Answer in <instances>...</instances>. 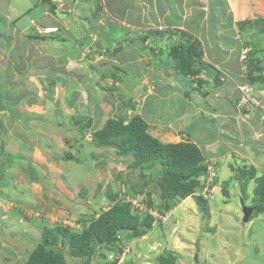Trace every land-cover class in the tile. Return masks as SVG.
Listing matches in <instances>:
<instances>
[{
  "label": "rangeland",
  "instance_id": "obj_1",
  "mask_svg": "<svg viewBox=\"0 0 264 264\" xmlns=\"http://www.w3.org/2000/svg\"><path fill=\"white\" fill-rule=\"evenodd\" d=\"M205 1L207 2L209 0ZM226 11L227 20L224 19L223 21L229 22L231 27L234 25L233 29L235 28L238 38L233 35L234 31L229 32V35L227 33H221V35L224 38L235 37L237 43H241L243 46L245 44V46L253 50L257 47L260 48L259 40L256 42L253 41L254 43L248 42V39L251 37V32L250 29L248 30L246 28L250 27V23H253L254 19H249V17H242L240 19L239 15H236L237 12L232 8L226 9ZM42 13L43 11L40 7H34L31 11L21 16V23L27 25L30 19L38 21L43 17ZM261 20L264 21V19ZM61 22L63 23V20ZM65 26L69 30L74 28L75 32L79 31L78 27L73 26V23H69V26L65 24ZM65 26L63 24L61 25L62 28ZM79 28L83 29L85 33L87 32V28L85 25L81 26V23L79 24ZM242 30L244 31V37L241 34ZM50 31L52 30H47L46 32ZM176 36V39L173 36L169 37L165 43L168 51H171L178 44L182 45L184 41L186 43L189 40L191 42L193 41L189 36L183 37L178 31ZM31 38L35 41L37 47L44 42L41 35ZM78 38L80 37L78 36ZM110 38L111 36H109V39H96L93 42L90 40L94 46L102 45L98 52H94L90 48L84 49V54L86 53L88 61L90 60L89 62L94 66L93 69L89 67L90 69L87 70L92 74L90 75V80L85 81L84 85L88 88L87 91L90 92V95L95 90L93 101H101L103 99L101 103L99 101L96 104L97 108L83 100L78 105L76 111L78 115H75L73 112L72 114L70 113L67 106L59 105L60 107L56 106V108H53L47 103L45 111L49 114V119L47 116V119L44 116L34 118L35 123H33V129L29 136V140L35 142V146L32 148L33 152L24 145V147H21V151L14 150L11 154L10 161L16 164L15 162L17 158H20L21 152L28 155L32 153L30 160L33 162H31L33 167L36 168L35 172L39 174L33 172L28 174V170L25 168H23V171L14 168V170L8 171H12L11 174L4 176L5 180L10 184H4V187L0 185V264L25 262L36 245L35 241L42 235L43 229L66 227L71 232H79L83 226H87L93 218L107 210L113 203L119 202L120 199H124L130 203L133 210L140 208L142 211L147 209L150 211V215L153 217L150 223V230L140 238L135 237L132 233H124L121 240L119 239L102 250L96 248L95 256L89 264H158V257H162L167 264L173 261L174 264H264V211L258 213L262 208H259L257 210L258 212L254 210V200L252 199H254L253 192L255 184L253 180L246 183V186L242 188L239 183L240 180L235 179V171L231 170L229 164H227L230 163L233 165L235 163L234 157L230 159V162L228 161L226 163L218 158L208 160L210 165L213 166L216 164L218 170L221 168L225 171L228 170L227 175L231 172L232 175L230 177L234 179L228 186L230 177L222 179L223 172H218V179L216 181H218L219 186L224 183L222 181H228L227 187H225L227 190H223L221 187L220 193H216L215 199L207 203V214L201 211L200 204L195 200V195L189 196L184 200H175L170 210L162 213L158 210L160 199L154 194V187L149 177L146 176L142 179V181L145 180L142 195L135 197L127 195L128 187L123 182L125 179L134 183V187L139 188L140 183L138 171L131 172L126 168V165L132 161L131 157H123L121 151L116 152L114 149L116 145L112 148L103 143L101 144L103 147H89L88 143L90 146L93 143L91 139L93 134L88 129L86 132H81L75 127H72L73 125L75 126V123L89 119L90 116L97 114V109L100 110L101 114L99 116L100 119L97 121V124L100 125L107 120L126 123L135 115L140 116L146 121L145 119H147L148 115L154 111V108H152V111L147 112V106L150 105L148 101L150 99H148L149 97L146 98V94L154 90V83L145 81L146 84L143 83V85L146 87L141 90L140 84L135 82L133 78L137 76L138 71L132 72L130 69L124 68L127 67L125 63L128 61L122 60L119 62V59L117 60L115 55H113L115 49L120 48L122 43L120 42L121 45H112ZM129 44V41H127V46ZM59 45L61 44H53L54 47H58ZM42 46L44 44L40 45L39 48L41 49ZM234 47L236 49V46ZM33 50V56L36 57L38 55L37 60L40 59V55L43 53L40 50ZM94 53L101 55L99 60L95 59L99 56H93ZM91 56L92 58H90ZM202 57L208 63L204 55ZM151 58L152 56L149 54L145 60L148 62L147 64H149ZM20 59V62L23 61L26 64H30L29 56L27 54L24 55V51L21 53ZM30 59L32 60V58ZM207 59L211 61L214 59V56L208 53ZM35 60L36 58L32 61ZM203 60L201 61L205 64ZM215 62L214 65H211L214 66L213 68L216 71L220 72L217 73L220 75L219 79H223L222 84L217 88L221 89L230 81V76L228 73H224V69H226L223 63L224 61L219 62L215 60ZM164 68L162 61L157 64L156 69L164 71ZM62 69L64 70L65 68ZM33 71L35 70H30L29 67L26 70V74L28 77L36 79L34 81L35 83L32 81L29 83L23 81L21 77L13 80V82L1 80L0 91L5 92L3 89L7 86L16 87L22 84L25 85L27 92H29V85H37L40 93L42 87H45L48 83L47 80H38L39 78L36 76L38 72ZM205 72L206 70H201V73L197 75L198 84L201 83V79L211 80L212 75H208ZM173 73L174 71L171 72V75ZM53 83L59 89L58 87H62L63 82L57 78ZM193 84L191 88L188 87L190 92L194 87ZM50 85L52 86L51 83ZM96 90H99L98 94ZM11 93L16 97V95H21L22 91L11 89ZM262 93L259 91L258 97H262ZM36 94L30 99V102L34 104L41 102V100L38 102L33 100L34 97L37 98ZM196 94H190L188 97L190 100L189 109L193 114L188 119L194 122L191 125V129L194 128L197 131L199 126L196 124L200 123L204 117V122L206 123L203 125V130L205 134H208L210 129L213 128L211 127L213 126L211 123L212 119L206 113H202L203 115H200V118H198L201 100ZM1 95L4 94L0 93ZM97 95H99V98ZM104 103L107 104V107L102 105ZM250 114L255 115V112L251 111ZM41 119L45 121L41 122ZM182 121L184 119H180L169 129L161 127L160 125L153 126L146 121L149 125L148 133L162 143L191 142L192 140H196L197 137L193 136L191 132H187L184 126L185 123L181 124ZM262 123L264 124V121ZM83 125H85L84 122ZM1 126L0 128H2ZM23 130L27 135L30 128L26 127ZM32 133L35 135L34 139ZM79 138L84 143H87V150L91 149L90 157L92 159H98L93 164L92 169L86 170L85 167L84 169L79 168L80 171L74 173L69 170L70 167L67 165L65 167L60 165V163H49L48 158L43 163L44 157H50V154H44V152L53 153L58 157V153H62L63 149H66L68 142L75 141ZM50 139L58 143L61 147L63 146V148H53ZM214 146L208 145L207 147L214 149ZM11 148H15V146H11ZM63 156L61 155L60 157L62 158ZM6 159L3 158V161ZM58 159L60 158L58 157ZM1 160L0 158V163ZM251 164L259 170L258 174L264 172V170H261L264 168V162L256 159V156L252 157ZM3 166L7 168V162ZM234 166L238 165L236 164ZM33 167L31 165L28 166L30 171H32ZM57 168H65L64 170H67L66 179L69 183L68 186H64L60 179H58V176H56L55 173L58 170L56 171L55 169ZM234 168L237 170L238 167ZM68 172L70 173L68 174ZM18 174H21L22 177H18ZM226 192L228 196L224 195ZM112 199L114 200L111 202ZM243 207L253 209L248 223L242 222ZM170 256L174 257V259L172 260ZM63 257L65 264H83L85 262L77 258L72 259L68 255H64Z\"/></svg>",
  "mask_w": 264,
  "mask_h": 264
},
{
  "label": "crops",
  "instance_id": "obj_2",
  "mask_svg": "<svg viewBox=\"0 0 264 264\" xmlns=\"http://www.w3.org/2000/svg\"><path fill=\"white\" fill-rule=\"evenodd\" d=\"M229 1L230 3H228ZM34 7L42 9L45 19L43 17L38 21L30 19L27 25L21 23V16ZM231 8L237 12L236 15H239L240 19L242 17L254 19L253 23H250V27L246 28L251 32L248 42L254 43L259 40L260 48L257 47L253 50L245 44L243 46V44L237 43L236 38L238 37L235 28L233 29L234 25L231 27L229 22L223 21L227 18L226 9ZM261 19H264V0H209L207 2L205 0H0V81L13 82L21 77L23 81L35 83L36 79L28 77L26 74V70L30 67V70H35L33 72H38L36 74L38 80H47L48 83L42 87L40 93L37 85H29V92H27L25 85L22 84H16L18 85L16 87L7 86L3 89L5 92L0 91L1 94H4L0 96L2 124L0 145L7 153L10 149L21 151V147L24 145L33 152L32 148H34L35 142L30 141L29 136L33 129V123H35L34 118L44 116L45 119H49V114L45 111L47 103L53 108L60 107L59 105L67 106L70 113L73 112L75 115H78L76 111L83 100L97 108L96 104L100 100L93 101L95 90L90 95V92L87 91L88 88L84 85L85 81L90 80L92 74L87 70L94 67L89 62L90 60L88 61L86 53L84 54V49L90 48L94 52H98L102 45L94 46L90 40L93 42L96 39H109L111 36L110 43L112 45H121L120 42L123 45L120 47L121 50H119L120 48L115 49L113 55L117 60L119 59V62L128 61L125 63L127 67L124 68L130 69L132 72L138 71L137 76L133 78L140 84L141 90L146 87L143 85V83L146 84L145 81L155 85L153 91L146 92V98L150 99L147 112L154 108L153 113L148 115V120L145 119L149 124L169 129L180 119H184L181 124L185 123L187 132H191L193 136L197 137L191 142L197 145L205 160L218 158L226 163L234 157L233 165L227 163L230 169L232 166L233 168L238 167L234 166L236 164L252 165V157L255 156L256 159L264 162V156H262L264 155V124L261 118L259 115L247 118L235 107L239 94L238 87L245 86V79H249V67L251 77L254 75L264 76V21ZM30 21H34V24L32 25ZM69 23H73V26L78 27L79 31L75 32L74 28H71L72 31L69 30L65 26V24L69 26ZM80 23L81 26L85 25L87 28L86 33L79 28ZM62 24L65 27L62 28ZM44 30L52 31L46 33ZM177 31L183 37L189 36L193 39L192 42L197 44V49L204 55L208 63L214 65L215 60L224 61V66H226L224 72L230 76V81L225 86L212 91L207 89L198 91L193 87L190 92L188 87L191 88L193 84L191 79L176 71L172 75L171 73L168 76L165 75L171 71L175 64L165 43L171 36L176 39ZM233 31L236 38H224L221 35V33L229 35ZM241 32L244 37V31ZM39 35L44 39V42L40 44H44L41 49L40 45L37 47L31 38ZM78 36L80 38L77 39ZM127 41L130 43L129 46H127ZM188 42L191 43L190 40ZM54 43L61 45L54 47ZM82 43L83 45H81ZM33 49L43 53L40 55V59L37 60L38 55L33 56ZM116 50H118L117 53ZM154 50L162 51L161 61L165 67L164 71L156 69L157 66L153 65L154 58L150 59L149 64L145 61L149 56L147 53ZM23 51L24 55L29 56L30 64L20 62V55ZM245 51L247 59L250 61L248 67H246L247 63L241 61ZM208 53L214 56L213 60L207 59ZM84 55L85 57H83ZM95 55L99 56L95 58L99 60L101 55L94 53L93 56ZM30 58L32 60L36 58L37 61H32ZM258 65L261 68L257 70ZM62 68H65L66 71ZM210 68L213 69V67ZM260 70L262 72L257 73ZM244 75L248 77L244 79ZM57 78L63 82L62 87H58L59 89L53 83ZM259 82L256 84L255 97L258 101H264V82L261 84ZM50 83L52 86H49ZM11 89L21 90L22 93L19 96L15 94L16 97H14ZM258 90L263 92L262 97H258ZM96 93L98 94L99 90H96ZM195 93L201 100L198 118L203 115L202 113H206L212 119L213 126L211 127L213 128L208 134H205L203 130V125L206 123L203 116L201 122L196 124L199 126L197 131L194 128L191 129L194 122L188 119L193 115L189 109L190 100L188 97ZM34 94L37 95V98L34 97L33 100L36 102L41 100L40 103L30 102ZM97 96L99 98V95ZM102 105L107 107L106 103ZM100 115V110L97 109V114L90 116L93 119L92 126L88 130L90 133L101 127L100 124H97ZM40 121L45 120L41 119ZM26 127L30 128L27 135L23 132V128ZM52 145L53 148H63L53 140H51ZM208 145H215V148L210 149L207 147ZM11 146H15V148H11ZM44 154H50V157L45 155L43 163L48 158L51 164L60 163L67 167L66 163L53 160V157H56L55 154L50 152H44ZM60 155L61 153H58V157ZM20 157L15 162L16 170L23 171L25 168L28 170V174L31 172L39 174L35 172L36 168L33 167V162L30 160L32 153L28 155L21 152ZM27 157L30 162H26ZM29 165L33 167L32 171L28 168ZM64 169H55L58 170V173H55L58 179L62 176L66 178L67 170ZM69 170L73 171L71 167ZM221 171L223 172L222 179L232 175L231 172L227 175L228 170L225 171L221 168L219 173ZM18 177H22V175L18 174Z\"/></svg>",
  "mask_w": 264,
  "mask_h": 264
},
{
  "label": "trees",
  "instance_id": "obj_3",
  "mask_svg": "<svg viewBox=\"0 0 264 264\" xmlns=\"http://www.w3.org/2000/svg\"><path fill=\"white\" fill-rule=\"evenodd\" d=\"M145 37L143 38L145 39ZM160 50L147 53L154 58L153 65L157 66L162 60V51ZM169 54L174 58L175 62L171 71H178L185 77H195L201 70H206V74L212 75L210 81L201 79L199 86L202 88L198 86V91L199 88L212 91L222 84V80L219 79L220 75L217 74L220 72L211 69L209 65L201 61L202 54L197 49L196 43H186L184 41L182 45L174 46L169 51ZM248 65H250V61L246 67ZM259 65L257 70L261 68ZM248 71L249 75H247L250 82L255 83L256 78L251 77L250 67ZM170 73L167 72L166 75L168 76ZM84 120L75 123V126L73 125L72 127L81 132H86L92 126L93 119L90 117ZM83 122L85 125H83ZM148 128L149 125L138 115L133 116L126 123L107 120L99 129L92 132L91 139L93 143L91 146L88 143V146L92 148L96 146L103 147L101 144L105 143L106 146L113 148L116 145L114 147L116 152L121 151L123 157H131L132 161L126 165V168L131 172L138 171L140 183L139 188L134 187V183L125 179L123 182L128 187L127 195L131 197L142 195L145 184V180L142 181V179L147 176L152 181L154 194L160 199L158 210L164 213L170 210L175 200L187 199L202 190L204 180L207 177V166L210 163L205 160L202 152L193 142L162 143L148 133ZM32 137L33 139L35 138L33 133ZM79 144L81 145L79 146ZM82 144L85 147H82ZM86 144L80 138L68 142V146L61 153L64 156L61 158L60 155V159L54 156L53 160L66 163L65 165L71 167L74 173L80 171L79 168L92 169L93 164L98 159L90 157L91 149L87 150ZM12 151L14 149H10L9 153H7L0 145V158L2 159L0 163V185L2 187H4V184H10L5 180L4 176L11 174L12 171H8L14 170V166L17 165L10 161ZM3 158L7 159L3 161ZM27 159L29 160L28 157ZM6 162L7 168L3 166ZM154 167L157 168L154 169ZM231 170L235 171L236 176L234 177L240 180L239 183L242 188L246 186V183L253 180L255 184L254 199H252L254 200V210L257 211L262 208L261 211H257L262 213L264 211V172L258 174V170L250 164H239L237 170L233 167ZM59 179L64 186L69 185L67 179L63 176L59 177ZM233 179L230 177L228 186ZM228 181L220 182L223 190H227L225 187H227ZM224 195L228 196V193L226 192ZM195 197L196 202L200 204L201 211L207 214V201L203 200L201 196ZM153 208L156 209L155 207ZM150 214L148 209L144 211L140 208L133 210L130 203L120 199L119 202L113 203L107 210L93 218L87 226H83L79 232H71L66 227L43 229L42 235L35 241L36 245L28 258L25 262L17 264H65L64 255H68L72 259L84 260L83 264H89L95 256L96 248L102 250L119 239L121 240L124 233H132L137 238L143 237L151 227L150 223L153 217ZM170 258L174 259L172 256ZM158 264L167 263L162 257H158ZM170 264H174V261Z\"/></svg>",
  "mask_w": 264,
  "mask_h": 264
},
{
  "label": "clouds",
  "instance_id": "obj_4",
  "mask_svg": "<svg viewBox=\"0 0 264 264\" xmlns=\"http://www.w3.org/2000/svg\"><path fill=\"white\" fill-rule=\"evenodd\" d=\"M46 31L47 30H44V32H46ZM46 33H48V32H46ZM246 53L247 52L245 51L242 54L241 61L242 62H245V63H248L249 61L247 59V54ZM202 58H201V60H203ZM203 61L207 65H209L210 67H214L210 63H207L205 60H203ZM261 72H262V70L261 71H258L257 73H261ZM165 75H166V73H165ZM246 77H248V76L247 75H244L243 76L244 79ZM188 78L191 79L192 82H194V84H196L194 87H195V89H197L196 87L199 86L198 81H197V76H195V77H189L188 76ZM253 78H256L255 79V83L250 82V79H247L246 78L245 79L246 85L245 86L238 87V93L239 94H238V98L236 99L235 107L238 110H240L241 113H243L247 118L253 117L255 115H257V116L259 115V117L261 118V121H264V101L263 100H259L258 101L256 99V97H255V93L257 92V90H256L257 85L256 84H258V81H260L259 84L263 83L264 82V76H259V75L258 76L257 75L255 76L254 75ZM221 80H223V79L221 78ZM259 91L260 90H258V92ZM251 111H254L255 112V115H251L250 114ZM208 166H212V165H209L208 164ZM208 166H207V168H208ZM213 167H214V177H213V180H212V183H211V187H213L214 190H218V191H214L212 197H205V196H203L202 191H203V188L206 185V180H204V184H203L202 190L200 192H197L196 193L198 195L193 194V195L198 196V197L201 196V198L203 200L207 201V203L215 199V196L217 195L216 193H220V188H221V186H219V184H218V181H216V179H218V172H219V170L217 169V165L216 164H214ZM248 221H249V219H248Z\"/></svg>",
  "mask_w": 264,
  "mask_h": 264
},
{
  "label": "built area",
  "instance_id": "obj_5",
  "mask_svg": "<svg viewBox=\"0 0 264 264\" xmlns=\"http://www.w3.org/2000/svg\"><path fill=\"white\" fill-rule=\"evenodd\" d=\"M31 24H34L33 21L30 22ZM214 177V167L213 166H208L207 168V177L205 178L206 180V185L203 188V196L205 197H212L213 192L215 191L213 187H211V183Z\"/></svg>",
  "mask_w": 264,
  "mask_h": 264
},
{
  "label": "water",
  "instance_id": "obj_6",
  "mask_svg": "<svg viewBox=\"0 0 264 264\" xmlns=\"http://www.w3.org/2000/svg\"><path fill=\"white\" fill-rule=\"evenodd\" d=\"M252 212H253L252 208L243 207V210H242V213H243L242 222L243 223H247L248 222V219L252 215Z\"/></svg>",
  "mask_w": 264,
  "mask_h": 264
}]
</instances>
